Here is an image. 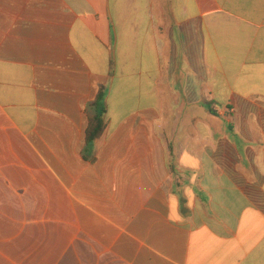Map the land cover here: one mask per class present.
<instances>
[{
    "label": "crops",
    "instance_id": "1",
    "mask_svg": "<svg viewBox=\"0 0 264 264\" xmlns=\"http://www.w3.org/2000/svg\"><path fill=\"white\" fill-rule=\"evenodd\" d=\"M0 264H264V0H0Z\"/></svg>",
    "mask_w": 264,
    "mask_h": 264
},
{
    "label": "trees",
    "instance_id": "2",
    "mask_svg": "<svg viewBox=\"0 0 264 264\" xmlns=\"http://www.w3.org/2000/svg\"><path fill=\"white\" fill-rule=\"evenodd\" d=\"M208 106V105H205ZM92 117L87 130V143L91 147L94 142L102 137L106 130V122L104 116L106 114V100L104 89L100 90L97 99L90 105ZM212 114H215L210 110Z\"/></svg>",
    "mask_w": 264,
    "mask_h": 264
},
{
    "label": "clouds",
    "instance_id": "3",
    "mask_svg": "<svg viewBox=\"0 0 264 264\" xmlns=\"http://www.w3.org/2000/svg\"><path fill=\"white\" fill-rule=\"evenodd\" d=\"M185 207L191 209V208H192V201L189 200V201L186 203ZM177 215H178V216L180 215V214H179V209H178V202H177Z\"/></svg>",
    "mask_w": 264,
    "mask_h": 264
}]
</instances>
